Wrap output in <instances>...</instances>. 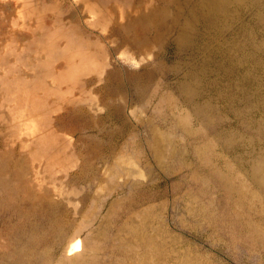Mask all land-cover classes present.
<instances>
[{"label": "rangeland", "instance_id": "rangeland-1", "mask_svg": "<svg viewBox=\"0 0 264 264\" xmlns=\"http://www.w3.org/2000/svg\"><path fill=\"white\" fill-rule=\"evenodd\" d=\"M0 264H264V0H0Z\"/></svg>", "mask_w": 264, "mask_h": 264}, {"label": "bare ground", "instance_id": "bare-ground-1", "mask_svg": "<svg viewBox=\"0 0 264 264\" xmlns=\"http://www.w3.org/2000/svg\"><path fill=\"white\" fill-rule=\"evenodd\" d=\"M77 244V243H76Z\"/></svg>", "mask_w": 264, "mask_h": 264}]
</instances>
